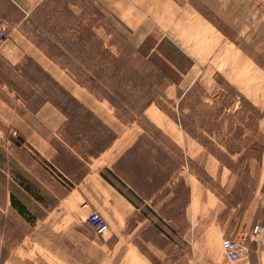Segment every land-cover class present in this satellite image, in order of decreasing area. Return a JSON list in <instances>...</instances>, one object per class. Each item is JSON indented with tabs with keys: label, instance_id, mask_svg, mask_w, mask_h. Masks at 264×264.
Masks as SVG:
<instances>
[{
	"label": "rangeland",
	"instance_id": "obj_1",
	"mask_svg": "<svg viewBox=\"0 0 264 264\" xmlns=\"http://www.w3.org/2000/svg\"><path fill=\"white\" fill-rule=\"evenodd\" d=\"M122 1L117 0L119 5H122ZM174 1L181 6L180 13H185L187 9L191 14L195 11L198 13L201 20L199 26L203 27L204 32H192L194 22L189 13L176 16L174 21L169 10L159 17L157 27L148 21L137 28V23L132 26L128 19L127 22L120 19L108 0H42L23 25L32 41L44 47L54 41L56 48L49 49L57 56V61L68 66L91 89L90 93H112L118 103L114 112L126 123L129 121L147 128L150 133L147 134L148 141L164 153L169 151L167 147L171 150L174 147L161 135L156 136L153 128L146 125L147 120L141 110L153 103L163 108L160 109L164 113L167 110L166 114L171 118L185 124L191 133L201 134L204 106L200 107L199 102L209 105L205 127L213 134L202 133L201 140L208 151L231 172V179L236 181L235 193H228L221 182L208 179L202 166L184 161L182 153L179 154L176 148L174 150L179 155L175 154L172 159L169 153L164 158L165 189L158 194L152 193L157 185L162 184L161 171L156 174V170L146 165L144 169L146 155L143 146L140 155L138 151H133L117 168L123 173L127 185L119 180L117 184L134 205L128 228L132 233L130 239L142 253L147 229L150 235H158L152 222L161 225L164 235L169 238L186 233L188 188L183 179H189V171L199 173L202 180L218 194L222 200L221 208L224 207L219 215L220 220L235 235L245 233L244 229L237 227L243 209L252 200L263 202V198L254 196V183L249 172L252 158L260 156L257 149H249L257 138L254 135L260 111L245 98L240 99L236 89L217 68L212 70L214 66L211 61L218 56L211 55L207 48H189V45L204 43L205 33L211 36L210 39H217L218 36L239 48L244 55L252 57L264 70V0ZM78 22L82 27L93 30L91 38H95V47L99 52L111 45L114 53L124 54L129 61L124 83L108 81L96 62L98 58L92 62L89 49L81 50L77 39H71L72 35L66 28ZM195 57L199 58L197 66L193 61ZM217 64L222 69L223 59L218 57ZM135 70L142 77L140 81L137 76L134 77ZM23 74H29V82L40 88L34 91L25 87L23 80L0 62V96L16 107L24 101L32 109L48 98L66 114L68 121L56 135H49L59 152L58 158L52 162L46 161L15 129L0 122V264H86L85 257L78 254L81 249L76 247L74 238L71 248L67 246V241L62 245L58 235H46L43 225H34V219L50 210L87 170L86 163L79 161V157L87 160V156H96L100 149L108 145L110 134L78 101L34 65L25 67ZM206 89H210L209 95ZM13 90L19 94V101L12 95ZM224 142L232 150L239 147L246 150L229 154L222 144ZM181 163L183 167L176 169ZM26 185L30 187L29 191L24 188ZM11 195L23 205L24 215L12 206ZM161 198L166 204L158 213L165 221L154 212L158 207L157 200L160 202ZM150 228L154 231L150 232ZM247 231L251 233L250 229ZM166 246L170 258L181 252L171 244ZM46 250L56 256L52 258ZM58 259L60 262H57Z\"/></svg>",
	"mask_w": 264,
	"mask_h": 264
},
{
	"label": "crops",
	"instance_id": "obj_2",
	"mask_svg": "<svg viewBox=\"0 0 264 264\" xmlns=\"http://www.w3.org/2000/svg\"><path fill=\"white\" fill-rule=\"evenodd\" d=\"M41 1L0 0V26H7L10 31L8 39L0 45V62L10 72L17 74L18 78L23 80L25 87L36 91L40 87L29 82L31 80L29 74H23L25 67L34 65L78 101L80 106L109 132L110 141L97 152L96 156H87V160L79 157V161L86 163L87 170L72 183L50 210L42 216H35L34 225H43L46 235L54 237L58 235L61 244L65 245L67 241V246L70 248L74 246L71 240L75 239L76 247L81 249L78 254L85 257L86 264H264V70L252 57L244 55L239 48L218 36L217 39L215 37L210 39L211 36L205 33L204 43L189 45V48L202 47V50L207 48L211 55L222 58V69L217 67L218 57H216L215 61H211L214 66L212 70L217 68L239 95L260 111L254 135L258 139L256 138L255 143H252L254 150L257 149L260 156L252 158L249 172L254 183V196H260L263 202L252 200L243 209L237 224V227L244 229L245 232H249L247 230H252L256 225L262 227L256 239L250 243L248 256L236 260L227 257L222 247V240L233 237L235 232H230L220 220L219 215L224 208H221L222 200L202 180L199 173H189L190 171L189 179L187 181L183 179L188 188V200L185 205V214L188 215L186 233L172 235V238H169L164 235L161 225L152 222L158 235H150L147 229L144 235V253H142L130 239L132 233L128 228V219L134 205L117 181L126 184L123 173L117 171V168L130 153L138 151L137 154L140 155L143 146L146 155L144 169L147 166L153 171L156 170V174H159L160 170L161 176L164 175L166 154L170 153L171 158L174 159L175 154L181 152L184 161L202 166L207 178L221 182L228 193H235L236 181L231 179V172L226 170L227 168L216 156L186 132L180 122L168 116L157 105L152 103L144 107L142 114L147 120L146 125L153 128L156 136L158 134V137L159 135L162 136L161 138L164 137L174 149L178 150V153L169 147H167L169 151L164 153L158 146L153 145L154 143L147 139V134H150L147 128L120 120L114 108L106 100L94 96L88 89L78 84L66 70L52 61L23 29L24 23ZM108 1L114 6V12L120 19L124 21L128 19L132 26L137 23V28L148 21L157 27L159 17L166 15L169 10L168 13L171 12L174 21L176 16L189 13L194 22L192 32L198 34L204 32L203 27L199 26L201 20L198 18V13L195 11L191 14L188 9L185 13H180L181 6L174 0H124L122 5H119L117 0ZM206 28L210 30L209 27ZM193 61L196 66L199 64V58L195 57ZM209 90H205L206 94ZM12 95L19 101V94L14 90ZM67 121L66 114L48 98L32 109L24 101L16 107L0 96V122L15 129L46 161L56 160L59 154L49 135H56ZM142 141L145 143L142 144ZM153 153L155 155H152ZM180 167H183L182 163L178 164L176 169ZM165 181L167 179L163 176L162 184L157 185L152 193L162 192L165 189ZM150 197L152 196L147 198ZM158 201L159 199L156 204L158 207L153 210L160 216L158 210L165 206L166 201L163 202V199ZM92 212H98L104 219V227L100 230L93 229L87 221L88 215ZM151 230L153 229L150 228V232ZM168 244L179 248L181 252L170 258L169 252L166 251ZM104 249L106 251H103ZM46 253L52 258L56 256L52 251L46 250ZM52 260L56 261V259ZM57 262L60 260L58 259Z\"/></svg>",
	"mask_w": 264,
	"mask_h": 264
},
{
	"label": "trees",
	"instance_id": "obj_3",
	"mask_svg": "<svg viewBox=\"0 0 264 264\" xmlns=\"http://www.w3.org/2000/svg\"><path fill=\"white\" fill-rule=\"evenodd\" d=\"M72 28H75V30H73ZM70 33H71V39H77V44H80L81 45V50L82 49H89L88 51H90V56H91V60L93 58V61L92 62H95V58L97 57V61L98 62L97 64H100V67H101V71L103 73H105V78L108 80V81H117V83H124V81H126V78H127V71H128V65H129V61L126 59V57H124V54H120V52H117V53H114L111 49V45H110V48L108 47L106 50L105 49H102L101 52H99L97 50V48L95 47V38H91L93 36V30L91 29H86L85 27H82L80 25V23H75V24H72V27L70 25L67 26V28ZM33 42L40 48L44 51V53L52 60L54 61L55 63H57L62 69L66 70L70 76L78 83L80 84L81 86L85 87L86 89H88L90 92L91 89L87 87V85L85 83H83L79 78H77L75 76V74L73 73V71L66 65L64 64H61L60 62L57 61V56L55 54H53L51 52V50L49 48H56V46H53L55 43L54 41H50L49 42V46L48 47H44L42 46L40 43H37V41H34ZM101 43V42H100ZM100 43H99V47L100 46ZM68 44V43H67ZM68 46V45H67ZM98 51V52H97ZM138 57V56H137ZM126 70V71H125ZM133 74H134V77L137 76V78L139 79L138 81H140L142 78L141 75L139 74V71H133ZM99 90V87H95ZM94 94V93H93ZM97 98L99 99H102V100H106L113 108L117 109L118 107V103L116 102L114 96L112 95V93H106V94H103V95H98V94H94ZM236 95L238 97H240V99L242 98V96L239 95L238 92H236ZM75 100V99H74ZM200 100V99H199ZM76 101V100H75ZM151 102H154V100H152ZM200 104V107L201 105L204 106V111L202 112L201 114V118H202V123H201V126H200V132H202L203 134H206V135H212L213 132L212 131H209L206 127H205V124H206V119L208 118L206 116L207 114V111L209 110V105L207 103H202V101L199 102ZM161 108V107H160ZM144 109V108H143ZM143 109L141 110V113L143 112ZM162 110H164L163 108H161ZM167 113V110L165 111ZM116 116L120 119V120H123L121 118V116L119 114H116ZM207 117V118H206ZM177 120V118H176ZM178 121V120H177ZM126 122V121H124ZM129 122V121H128ZM180 122V125L182 126V128L184 130H187L189 133H191V131L187 128V126L185 124H182L181 121H178ZM202 133L200 134H193L191 133V135L197 140L199 141L203 146L205 145V143L201 140L202 138ZM243 143V142H242ZM224 144V147H226L228 150H226L229 154H239V153H242L246 150V148H237L235 150H232L229 145L227 144V142H224L222 143ZM248 147V145H247ZM250 151H254V146L252 144V147L249 148ZM247 149V150H249ZM26 190L29 191V186H25L24 187ZM11 204L14 208H16L18 210V212L21 214V215H24V212H23V205L21 203H19V201L13 196L11 195ZM35 220V219H34Z\"/></svg>",
	"mask_w": 264,
	"mask_h": 264
},
{
	"label": "built area",
	"instance_id": "obj_4",
	"mask_svg": "<svg viewBox=\"0 0 264 264\" xmlns=\"http://www.w3.org/2000/svg\"><path fill=\"white\" fill-rule=\"evenodd\" d=\"M10 31L7 26L0 27V45L9 37ZM87 221L95 230H100L104 227V219L98 212H92L88 215ZM262 230L260 225L252 228L251 233H240L233 237H228L223 240L222 246L230 260H236L248 256L250 252V243L256 239V236Z\"/></svg>",
	"mask_w": 264,
	"mask_h": 264
}]
</instances>
